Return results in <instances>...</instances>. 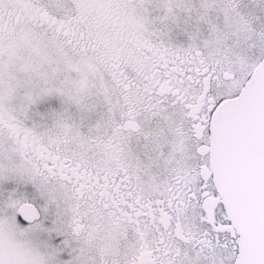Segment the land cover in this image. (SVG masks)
Segmentation results:
<instances>
[{"label": "snow or ice", "instance_id": "obj_1", "mask_svg": "<svg viewBox=\"0 0 264 264\" xmlns=\"http://www.w3.org/2000/svg\"><path fill=\"white\" fill-rule=\"evenodd\" d=\"M0 264H264V0H0Z\"/></svg>", "mask_w": 264, "mask_h": 264}]
</instances>
